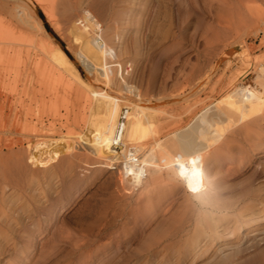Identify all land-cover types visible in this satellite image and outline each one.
<instances>
[{
    "label": "bare ground",
    "instance_id": "bare-ground-1",
    "mask_svg": "<svg viewBox=\"0 0 264 264\" xmlns=\"http://www.w3.org/2000/svg\"><path fill=\"white\" fill-rule=\"evenodd\" d=\"M37 1L43 5L49 17H55L57 10L71 11L65 15V18L69 17V24L62 30L70 34L74 43H89L85 53L81 52L82 48H77V57L82 64L85 62L84 57L86 60L96 57L110 60L116 48L125 44L126 30L118 28L122 23L121 26L116 25L117 30L112 31L109 27L110 32L109 29H104L101 25L105 17L101 18L98 10L92 9L93 5L92 8L83 7V0ZM135 1L131 0L129 3L130 9H133ZM168 1L157 0L159 10L157 16L154 15L156 19L151 15L155 20V23L151 20L154 23L151 32L154 31L157 37L169 35L172 17L168 13V7H171L166 4ZM202 9L204 11L205 6ZM207 9L209 12L215 10L216 19L209 25L214 35L206 37V43L211 44L209 52H203L206 60L200 63L197 59V63L190 62L189 65L186 62L190 66L189 69L187 67L188 70L184 68L186 66L183 69L178 68L174 72L172 86L163 96L166 100L159 104L150 103L148 99H138L140 102L137 106H130L126 94L115 92L102 78L96 77L93 70L84 71L87 79L85 84L79 81V85H71L70 75H56L51 67L55 63H77L54 40L47 42L51 45L50 48L43 46L42 53L46 55L43 63L50 66L49 71L45 77L38 76L39 80L30 81L29 84L34 87L31 95L40 93L44 88L52 94L45 106L37 108L33 114L42 119L47 118L48 123L43 125L44 128L38 134L24 133L19 126L20 120L17 119L22 105L18 101V105L13 107L11 102L12 107H8L9 113L16 117V122L13 126L9 124L0 128V140L4 139L2 133L5 131L21 135L13 141L18 146L17 150L4 152L0 149V236L6 232L3 225L13 210V195L17 193L13 184L33 192L28 193L31 194L32 202L23 199L22 207L17 211L16 217L12 218L13 227L19 225V222L25 223L27 216L23 215V210L30 212L29 220L33 223H42L41 219L51 211L48 213L47 206L38 210L37 204L41 205L42 198L49 196L47 192L54 179H65L69 175L80 173L87 175V178L90 172L96 175L107 166L119 162L125 163V170L118 175L116 188H127L126 197L129 203L134 202L136 206L146 205L153 211L150 219L160 210L162 214L178 211L177 225L166 231L169 237L180 235L189 228V222L194 219V234L204 232L205 238L208 237L212 242L221 235L231 236L243 224H248L240 217L241 213H237L239 203L252 200L248 204L250 208L259 205L264 207V196H254L252 187L238 190L227 184L231 165L235 164L241 169L252 154L264 150V0H211ZM22 10L21 12L24 11ZM123 10L125 11L120 12L127 13L125 7ZM18 11L14 14H20V21L25 22L26 18L21 15L27 11L22 14ZM125 17L124 24H129L130 17ZM139 18L142 20V16ZM57 20L60 21L58 18ZM26 22L28 23L27 20ZM150 25L152 26L151 23ZM38 28L36 27L37 30ZM203 35L206 34L203 33L202 38ZM250 35L252 44L248 43ZM18 37L13 36V42L19 40ZM139 39L134 40L138 46ZM44 40L39 39L40 42ZM217 40L219 43L215 45ZM207 47H203L204 50ZM70 68L69 72L74 74L75 70ZM4 81L5 79L0 78L5 89L13 87L14 90L18 86L16 81L13 84ZM107 99L118 100V106L109 110L103 109L102 104ZM59 100L68 101L70 106L65 112L61 113L58 108L56 102ZM140 106L146 108L144 112L140 111ZM130 110H134V114L129 113ZM3 113L0 109V117ZM106 124L114 129L102 133ZM84 127L87 128L86 132H83ZM156 130L154 140L165 139V144L160 147V143H157L155 148L149 150L143 148L145 141L140 134ZM84 183L85 181H80L79 184ZM160 202L159 208H162L159 210L156 209V204ZM231 211H235V222L231 226H222V222L233 219L230 216ZM250 212L248 221L263 211L260 208ZM8 230H12V227L9 226ZM23 232L27 234L28 230ZM32 233L34 234V230L29 234L33 235ZM209 239L191 237L185 242V246L199 253ZM260 256L258 257L261 258ZM211 262L209 263L216 264V261Z\"/></svg>",
    "mask_w": 264,
    "mask_h": 264
},
{
    "label": "rangeland",
    "instance_id": "rangeland-1",
    "mask_svg": "<svg viewBox=\"0 0 264 264\" xmlns=\"http://www.w3.org/2000/svg\"><path fill=\"white\" fill-rule=\"evenodd\" d=\"M122 1L124 5H122ZM83 2V7H93L92 9L95 11L98 10V15H102L101 18L105 17L101 25L104 29H109L110 32L111 29L114 31L118 28L126 30L125 44L116 48L110 60H104L102 57L86 60L84 57L83 64L79 61L77 48H82L81 52L85 53V48L89 43L85 44L82 41L74 43L70 34L62 30L69 24L67 22L69 17L65 18V15L70 14V10V12L68 10L63 12V9L57 10L55 17H49L43 5L39 4L37 0H0V78L5 79L4 82H11V84L13 81L18 83L17 88L13 90V87L3 88V83L0 82V109L4 111L0 117V128L16 122V117L9 113L8 107H12L11 102H13V107L18 105V101H21L22 105H20L21 110L17 119L20 120L19 126L24 133L38 134L44 128L43 125L48 123L47 118L42 119L33 114L37 108L45 106L52 94L50 90L44 88L40 93L31 95L34 87H30L29 83L39 80V77H45L49 71L50 66L43 63L46 55L42 53V48L43 46L50 48L51 45L47 43L50 40L60 43L68 56L70 55L69 57L77 63V65L70 62L66 65L55 63L51 69L56 75H70V84L79 85V81L83 84L87 82L84 71L86 69V71L93 70L95 76L102 78L115 92L126 94L127 100H130L127 101L130 106H137L140 102L138 99H148L151 101L150 103L156 104L165 101L166 98L163 99V96L173 84L174 72L178 68L183 69L184 66H186L185 69L187 67L189 69L190 62L203 63L206 60L204 54L209 52L211 45L206 43V37L213 34L209 25L216 19L215 10L209 12L207 9L211 0H197V2L169 0L166 4L171 6L170 9L167 7L168 13L172 17V23L169 25L167 37H157L158 35L154 34V31L151 32L155 23L154 15L157 16V10H159L157 0H138V2L136 0L133 9H130L131 0H83ZM118 5L119 8H117ZM201 6H205L206 9L203 11ZM20 7L28 14L23 10L21 12ZM124 7L126 10L129 8L127 13L120 12L125 11ZM18 10L21 14H27L21 15L26 18L23 23L19 19L20 14H18L19 16L14 14L18 13ZM13 14L16 16L15 18ZM62 16L64 17L61 19ZM125 16L130 17L129 24H124ZM141 16L142 20L139 18ZM132 18H135L134 22ZM118 20L119 22L124 21L119 23ZM42 25L44 26L42 27ZM116 25L121 27L117 28ZM36 27H39V30ZM203 33L206 35H203L202 38ZM13 36H19L20 39L13 42ZM251 38L250 35L249 44L253 42ZM39 39L44 41L40 42ZM135 39L136 41L139 39V46L134 41ZM192 40L194 41L192 42ZM215 42V45L219 43L218 40ZM195 46H198V49ZM203 47H207V49L204 50ZM70 66L75 70L74 74L69 72ZM125 66L128 69L124 70ZM56 104L61 113L70 106L67 100H59ZM116 104H119L118 100L107 99L102 104V108L113 109L118 106ZM139 108L141 112L146 109L143 106ZM129 113L134 114V110H130ZM103 128L102 133L114 129L110 124L104 125ZM86 131L87 128L84 127L83 132ZM156 133L157 130L152 133L140 134L145 141L143 148L149 150L155 148L157 143H160V147L165 144V139L154 140L153 135ZM2 135L4 139L0 140V149L4 152L18 149L17 144L13 141L19 139L21 136L19 133L5 131ZM230 168L231 175L227 178L228 185H232L238 190L252 187L254 196H264V150L252 154L243 168L240 169L235 164ZM124 170L125 163L119 162L107 166L103 172L96 175L90 172L91 174L87 178V175L80 173L75 176L69 175L65 179H54L49 191L47 190L49 196L43 197L45 200L42 198L41 205L37 204L38 210H43L47 206L48 213H50L49 211L51 213L41 219L42 223H38L39 221L33 223L29 220L28 213L30 212L23 210V215L27 216L25 223L19 222L15 228L12 218L16 217L17 211L22 207L23 199L29 200V203L32 202L31 194L33 192L13 184V189L17 193L13 192L15 193L13 195V210L10 211V216L6 221L12 224L9 225L5 222L3 225L7 233L0 236V264H208L211 261H216V264H264L262 263L264 262L262 261L264 260L263 206L250 208L248 204L250 205L252 200L239 203L237 213H241L240 217L248 224H243L240 230L231 236L229 234L221 235L211 242V239L205 238L206 233L204 232L194 234L195 221L192 219L188 224L189 228L184 232L178 236L169 237L166 231L177 225L178 211L173 214L172 212L162 214L160 210L162 207L159 208L160 202L156 204V209L160 211L150 219L153 211L151 212L144 204L136 206L134 202L129 203L126 197L127 188H116L117 177ZM80 181H85V183L80 185ZM18 192L21 193L18 194ZM28 193L31 194L28 195ZM19 201H22V204ZM67 205L70 206L66 208ZM260 208L263 212L257 213L252 220L248 221V216H251L250 211L254 209L258 211ZM235 215V211L230 212L232 218ZM234 219L222 222V226H231L235 222ZM9 226L12 227V230H8ZM26 230L28 233L24 234L23 231ZM33 230L34 234H29ZM191 237H197L199 240L209 239V242H206L201 252L195 253V250L185 246V242Z\"/></svg>",
    "mask_w": 264,
    "mask_h": 264
},
{
    "label": "trees",
    "instance_id": "trees-1",
    "mask_svg": "<svg viewBox=\"0 0 264 264\" xmlns=\"http://www.w3.org/2000/svg\"><path fill=\"white\" fill-rule=\"evenodd\" d=\"M51 31V29H49ZM52 32V31H51Z\"/></svg>",
    "mask_w": 264,
    "mask_h": 264
}]
</instances>
